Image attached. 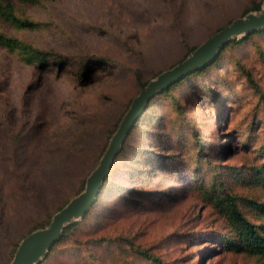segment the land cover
Returning a JSON list of instances; mask_svg holds the SVG:
<instances>
[{
  "label": "rangeland",
  "instance_id": "1",
  "mask_svg": "<svg viewBox=\"0 0 264 264\" xmlns=\"http://www.w3.org/2000/svg\"><path fill=\"white\" fill-rule=\"evenodd\" d=\"M257 3L264 6V0H12L15 14L42 25L19 28L0 15L3 32L69 65L45 71L0 45V264L11 261L31 228L79 193L143 83ZM236 39L216 65L173 90L184 114L169 97L153 100L117 160L112 179L119 187L43 264H154L132 246L172 264L261 263L197 234L224 232L227 224L205 192L213 170L204 157H191L201 176L189 180L185 172L183 148L194 146L188 139L196 129L219 171L230 169L220 176L227 191L264 202V189L243 173L260 162L256 148L264 141L258 91L264 92V32ZM136 146L149 154L132 157ZM236 170L242 174L232 180ZM242 207L260 222L250 203ZM100 238L106 241L93 244Z\"/></svg>",
  "mask_w": 264,
  "mask_h": 264
},
{
  "label": "trees",
  "instance_id": "2",
  "mask_svg": "<svg viewBox=\"0 0 264 264\" xmlns=\"http://www.w3.org/2000/svg\"><path fill=\"white\" fill-rule=\"evenodd\" d=\"M262 9V4L257 3L253 7H250L245 13H248L250 11H260ZM0 15L7 21H9L11 24H13L16 27L19 28H37L40 25H42L41 22H36L35 20L27 19L24 17H21L20 15L15 14L14 9H13V4L12 0H0ZM225 27V26H224ZM223 28V27H222ZM221 29V28H220ZM219 29V30H220ZM264 32V28L252 33H248L244 36V39H247V37H252L255 34H260ZM234 43H238V40L236 38L232 39L228 43H226L222 49L219 51L218 55L216 58L209 62L207 65L201 68H197L190 73L184 75L181 79L177 80L176 82L172 83L169 85L167 88L163 89L159 93H157L148 103L147 107L143 111V113L138 117L136 122L134 123L132 129L128 133V136L126 140L123 143L121 151L117 154L115 157L112 167L110 169V172L108 176L106 177L103 186L101 187L97 199L94 202V204L90 207V209L86 212V214L83 216V218L79 221L73 222L70 225H68L65 229L64 232L61 236V238L53 245V247L50 249L48 255L39 263L43 264L47 259H49L51 253L53 250L57 247V245L62 242L64 239H66L68 236H70L77 228L79 225H84L87 220L89 219V215L93 211L94 207L97 206L100 201H102L106 196H110L112 191H114L117 187H119V182H116V178L113 180V175L115 172L118 170L117 168V160L118 159H123L125 158V152L127 148L129 147L128 145L129 142L132 140L133 135L135 132L138 130L139 127L142 129V122L147 119L148 113H149V108L153 100H156L158 97L160 98H165L169 97L170 102L172 103V107L176 109V113L179 114H184L183 110V105L182 103L178 100V98L175 96L173 90L178 87L179 85L185 83L186 81H189L191 77L197 73H200L204 71L205 69L216 65L221 58V55L225 52L227 47L229 45H232ZM0 45L7 46L11 50H19V52L23 55V57L29 62L34 64L36 67H40L45 71L51 70L53 67L59 68L60 71H63L68 65H69V60L59 58L57 55H55L54 52L48 49H40L36 46H33L19 38L10 36L3 32L1 26H0ZM197 46L192 48V51L196 48ZM184 59V58H183ZM182 59V60H183ZM181 60V61H182ZM87 66L88 63L85 64V70L82 72V75L84 78H86L87 75ZM248 76L251 77L250 74L247 73ZM148 81L143 83V87L147 84ZM142 87V88H143ZM141 88V89H142ZM259 91V96L261 98V104H262V116L259 117V119L264 121V92H261L260 89ZM256 117L257 114H255L252 117V120L247 124L246 126V138L248 139L247 141L244 142V145L247 146L250 144V141L252 140L253 137V131L252 127L255 126L256 123ZM183 125L181 124V127ZM174 127H178V125H174ZM164 130V129H162ZM111 134H113V130H110ZM165 131V130H164ZM138 141V139H137ZM136 141V145L139 143ZM189 142H192L194 146H184L183 151L187 153V159L188 162H186V170L190 171L187 176H190L188 179L190 180L191 177H194V175H199L204 173L201 170V166L197 164L195 166L197 160L200 157H204L205 161L208 163V168L211 170V178L208 180V185L206 186L205 192L209 196L210 200L212 203H214L220 211H222L224 219L226 221V231L221 232V230L215 231V233L212 234L211 229L207 230H200L197 234L203 235L200 237H205L208 240H212L213 242L223 244L224 247L230 251L236 252V253H244V254H249L251 256L256 257L259 261H261L260 264H264V202H259L258 200H255L254 198H249V197H243L240 194L233 193L231 191H227L224 182L222 181V178L220 176L225 175L230 171V169H226L224 166L223 168L224 171L220 172L219 171V166H216L213 163V160L210 158V154H205L203 147V143L201 141V136L198 132V130H193L191 137L188 139ZM260 146L256 148V155L260 158V162L253 164L250 166L247 170H245L244 175L245 177H249L252 181L253 184L256 186H260L262 189H264V141L260 142ZM20 144L17 146V149H19ZM106 149V148H105ZM105 151V150H104ZM143 153L141 155L149 154L147 153L148 150L147 148L142 149L138 148L137 146L133 148V150L130 152V155L134 157L137 153ZM224 153V152H222ZM225 154V153H224ZM129 155V157H130ZM166 155H163V157ZM195 162L192 163L191 157H195ZM201 163V161L199 162ZM213 163V164H212ZM121 170V169H120ZM201 172V174H200ZM242 174V173H241ZM238 170L229 172V175H231L232 180H236L239 175ZM203 177L200 179L199 184L203 182ZM85 181L83 182V185L81 187V190L84 188ZM210 184V185H209ZM127 185H122L120 187H124V189H127ZM80 190V191H81ZM79 191V192H80ZM140 191V190H138ZM142 193H138V197L141 196ZM135 198V197H133ZM71 199V198H70ZM69 199V200H70ZM68 200V201H69ZM246 200L248 203H250V206L253 208L254 211L259 215L258 218H260V222H256L250 214H248L245 210V208L242 207V201ZM67 201V202H68ZM66 202V203H67ZM65 203V204H66ZM65 204L60 206L59 209H61ZM58 209V210H59ZM50 222V218L43 224L33 227L28 231L24 237L32 232L33 230L37 229V227H44ZM204 232V233H201ZM23 237V238H24ZM106 241V238H100L96 240V242H93V244H103ZM18 246V242L15 244V248L13 250V254L15 253L16 249ZM93 246V245H92ZM90 247V246H89ZM134 249V252L137 254H140L142 257L149 259L152 261L154 264H172L169 261L163 260L159 255L149 251L147 248H140L137 246H132ZM89 253L91 252V249L88 250ZM13 256V255H12ZM94 254L92 258H94ZM12 258V257H11Z\"/></svg>",
  "mask_w": 264,
  "mask_h": 264
},
{
  "label": "water",
  "instance_id": "3",
  "mask_svg": "<svg viewBox=\"0 0 264 264\" xmlns=\"http://www.w3.org/2000/svg\"><path fill=\"white\" fill-rule=\"evenodd\" d=\"M263 28L264 6L260 11H250L243 16L234 18L228 25L200 43L182 61L150 79L137 96L133 98L97 165L87 176L83 190L56 211L46 226L37 228L22 238L8 264H39L61 238L64 229L71 223L83 218L96 201L113 161L121 151L128 133L147 107L149 101L157 93L181 79L184 75L213 61L222 47L232 39Z\"/></svg>",
  "mask_w": 264,
  "mask_h": 264
}]
</instances>
